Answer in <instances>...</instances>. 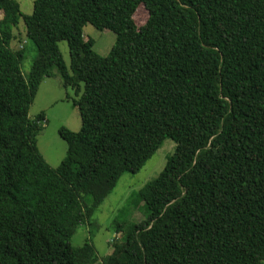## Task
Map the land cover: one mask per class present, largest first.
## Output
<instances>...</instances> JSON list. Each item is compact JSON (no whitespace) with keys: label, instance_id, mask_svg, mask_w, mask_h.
<instances>
[{"label":"trees","instance_id":"obj_1","mask_svg":"<svg viewBox=\"0 0 264 264\" xmlns=\"http://www.w3.org/2000/svg\"><path fill=\"white\" fill-rule=\"evenodd\" d=\"M0 12V264L100 263L74 236L167 140L174 154L136 193L147 217L117 225L126 238L102 264H264V0H36L32 15L0 0ZM21 19L38 52L28 76L12 47ZM88 24L116 34L108 56ZM55 72L82 119L61 129L56 169L37 147L45 114L30 117Z\"/></svg>","mask_w":264,"mask_h":264},{"label":"rangeland","instance_id":"obj_2","mask_svg":"<svg viewBox=\"0 0 264 264\" xmlns=\"http://www.w3.org/2000/svg\"><path fill=\"white\" fill-rule=\"evenodd\" d=\"M16 1L20 4L24 15L33 14L36 0ZM2 17L3 13L0 12V19ZM135 19L139 26L147 22L148 13L143 6L138 9ZM14 33L16 35V40L12 42L14 50L23 47L26 49L23 72L28 76L38 55L37 48L34 40L28 39L29 34L23 19L20 20L19 26L14 29ZM84 36L86 40L94 41V50L103 57L110 54L117 41L115 33L109 30L100 31L90 24L85 27ZM60 50L70 68V51L67 42L60 43ZM77 100L75 91L66 90L63 86L62 77L55 72L53 77L44 80L31 108L30 117L32 119L45 114V121L41 123L43 129L37 137V147L46 162L54 169L61 165L68 152V143L60 135L61 129L65 128L78 133L82 128L80 111L74 105V101ZM175 148V142L167 140L142 171L136 175H124L115 191L94 212L88 222L80 227L72 240L73 246L80 247L86 243L92 244L100 259L98 264H102L104 259L112 255L116 249L114 244L116 242L122 243L126 238L125 232H116L117 225L125 226L124 229L126 230L128 225L145 220L148 210L145 203L136 196V193L164 170L169 157L174 154ZM85 201L88 206L93 203L90 196H87Z\"/></svg>","mask_w":264,"mask_h":264}]
</instances>
